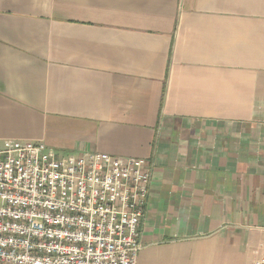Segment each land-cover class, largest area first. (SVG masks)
I'll return each instance as SVG.
<instances>
[{"label": "crops", "instance_id": "1", "mask_svg": "<svg viewBox=\"0 0 264 264\" xmlns=\"http://www.w3.org/2000/svg\"><path fill=\"white\" fill-rule=\"evenodd\" d=\"M153 166L137 264L264 255V0H0V146Z\"/></svg>", "mask_w": 264, "mask_h": 264}, {"label": "built area", "instance_id": "2", "mask_svg": "<svg viewBox=\"0 0 264 264\" xmlns=\"http://www.w3.org/2000/svg\"><path fill=\"white\" fill-rule=\"evenodd\" d=\"M152 178L146 158L5 140L0 264H137Z\"/></svg>", "mask_w": 264, "mask_h": 264}]
</instances>
